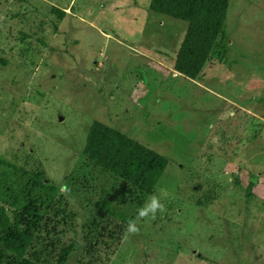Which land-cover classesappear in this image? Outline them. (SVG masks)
<instances>
[{"label": "rangeland", "instance_id": "obj_1", "mask_svg": "<svg viewBox=\"0 0 264 264\" xmlns=\"http://www.w3.org/2000/svg\"><path fill=\"white\" fill-rule=\"evenodd\" d=\"M150 2L0 0V205L41 222L47 264H264V0H228L195 79ZM95 120L168 158L152 193L88 159ZM152 194L166 211L126 235Z\"/></svg>", "mask_w": 264, "mask_h": 264}, {"label": "trees", "instance_id": "obj_2", "mask_svg": "<svg viewBox=\"0 0 264 264\" xmlns=\"http://www.w3.org/2000/svg\"><path fill=\"white\" fill-rule=\"evenodd\" d=\"M149 9L160 20L169 17L186 23L174 68L195 79L225 34L228 0H151ZM84 153L95 165L146 193L155 190L169 162L167 157L99 120L89 128ZM98 206L111 209L106 199H101ZM40 223L28 210L0 205V264H47L27 255ZM73 247L70 244L63 249L55 264H66Z\"/></svg>", "mask_w": 264, "mask_h": 264}, {"label": "clouds", "instance_id": "obj_3", "mask_svg": "<svg viewBox=\"0 0 264 264\" xmlns=\"http://www.w3.org/2000/svg\"><path fill=\"white\" fill-rule=\"evenodd\" d=\"M67 191V189H64ZM166 211V204L163 202L162 197L157 194H152L148 197L145 203L138 208L137 216L134 219H130L125 229L126 235L139 234L140 226L138 224L139 219L150 218L155 219L157 213H163Z\"/></svg>", "mask_w": 264, "mask_h": 264}, {"label": "crops", "instance_id": "obj_4", "mask_svg": "<svg viewBox=\"0 0 264 264\" xmlns=\"http://www.w3.org/2000/svg\"><path fill=\"white\" fill-rule=\"evenodd\" d=\"M178 72V71H177Z\"/></svg>", "mask_w": 264, "mask_h": 264}]
</instances>
